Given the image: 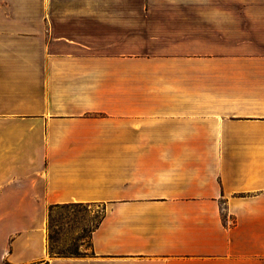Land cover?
<instances>
[{
    "label": "crops",
    "instance_id": "0c3cea01",
    "mask_svg": "<svg viewBox=\"0 0 264 264\" xmlns=\"http://www.w3.org/2000/svg\"><path fill=\"white\" fill-rule=\"evenodd\" d=\"M0 264H264V0H0Z\"/></svg>",
    "mask_w": 264,
    "mask_h": 264
},
{
    "label": "rangeland",
    "instance_id": "374dc122",
    "mask_svg": "<svg viewBox=\"0 0 264 264\" xmlns=\"http://www.w3.org/2000/svg\"><path fill=\"white\" fill-rule=\"evenodd\" d=\"M102 213V207L83 204L53 208L49 213L50 245L53 252L82 255L89 252L90 230Z\"/></svg>",
    "mask_w": 264,
    "mask_h": 264
},
{
    "label": "trees",
    "instance_id": "16d2710c",
    "mask_svg": "<svg viewBox=\"0 0 264 264\" xmlns=\"http://www.w3.org/2000/svg\"><path fill=\"white\" fill-rule=\"evenodd\" d=\"M75 205H83L82 203H68V204H60V205H51L49 206L48 210H47V218H46V241H47V253L49 255H58V256H63V254H61L60 252H53L51 247H49L50 245V236L47 234L48 232V229L50 227V221H49V213L50 211L53 209V208H57V207H69V206H75ZM103 214V210H102V213L101 215L99 216L98 220L95 222V225L93 226V228L98 224V222L100 221V218ZM92 228V229H93ZM91 229V230H92ZM90 230V232H91Z\"/></svg>",
    "mask_w": 264,
    "mask_h": 264
}]
</instances>
